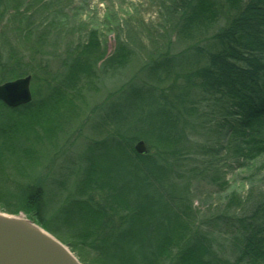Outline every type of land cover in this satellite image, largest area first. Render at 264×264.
I'll list each match as a JSON object with an SVG mask.
<instances>
[{"label": "trees", "instance_id": "obj_1", "mask_svg": "<svg viewBox=\"0 0 264 264\" xmlns=\"http://www.w3.org/2000/svg\"><path fill=\"white\" fill-rule=\"evenodd\" d=\"M54 2L0 0V84L31 74L33 92L28 104L0 102V170L6 162L25 167L44 129L57 134L77 91L134 52L118 38L106 57L94 28L59 55L52 72L47 33L35 15ZM167 2L170 30L188 43L178 53L152 55L145 78L123 87L120 96L140 99L145 114L136 121L107 116L116 127L82 156L79 185L65 197L56 200L34 183L32 194L13 197L77 256L89 249L90 264H264V200L231 217L228 236L190 229L195 185L203 178L223 183L213 153L227 145L237 162L254 167L264 158V0ZM59 14L50 25L62 24ZM141 139L145 154L135 150Z\"/></svg>", "mask_w": 264, "mask_h": 264}, {"label": "rangeland", "instance_id": "obj_2", "mask_svg": "<svg viewBox=\"0 0 264 264\" xmlns=\"http://www.w3.org/2000/svg\"><path fill=\"white\" fill-rule=\"evenodd\" d=\"M168 3L167 0H55L43 14L35 15L38 22L43 20L47 33L45 45L52 55V72L60 66L59 55L66 56L70 46L84 41L89 30L94 28L100 31L106 57L113 53L118 38L126 41L134 52L123 65L103 69L92 83L84 84L77 91L71 99L74 103L71 110H63L68 116H62L64 121L57 134L44 129L43 140L34 142L33 151L28 153L31 158L25 161V167L19 170L15 163L4 164L0 170L1 211L15 214L11 211L17 210L18 214L29 217L23 202L13 195L24 197L32 194L33 183L46 187V192L52 193L56 200L76 190L80 182L79 168L86 164L82 156L116 127L107 116H127L136 121L145 114L136 105L141 104L140 99L123 98L120 94L131 81L145 78L144 65L152 55L165 51L178 53L186 47L188 41L170 30L173 21L167 9ZM59 10H62L59 14L62 24L50 25L53 12ZM32 65L37 68L38 64L33 62ZM38 74L41 85L43 75ZM68 106L65 103L64 108ZM221 148V152L213 155L218 160L223 183L218 185L203 178L195 185L190 229L199 227L228 236L230 218L242 212L250 214L254 205L264 200V158L256 167L247 166L243 165V160L236 161L232 147L223 145ZM98 150L104 152L103 147ZM234 196L241 200V204L246 201L245 206L234 203ZM218 215H222L220 221L224 222L215 227L213 221ZM81 248L83 257L77 256L78 252L74 254L81 257L83 264H90L88 261L93 258L91 251L84 246ZM162 263L171 264V259L166 258Z\"/></svg>", "mask_w": 264, "mask_h": 264}, {"label": "water", "instance_id": "obj_3", "mask_svg": "<svg viewBox=\"0 0 264 264\" xmlns=\"http://www.w3.org/2000/svg\"><path fill=\"white\" fill-rule=\"evenodd\" d=\"M32 75L0 84V102L9 107L28 104L33 99ZM135 150L148 152L144 140ZM0 264H83L68 245L25 214L0 210Z\"/></svg>", "mask_w": 264, "mask_h": 264}]
</instances>
